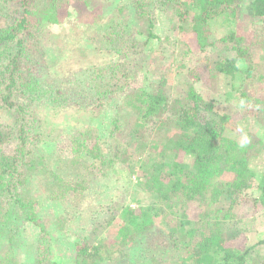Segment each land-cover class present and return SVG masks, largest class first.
<instances>
[{"label": "trees", "instance_id": "trees-1", "mask_svg": "<svg viewBox=\"0 0 264 264\" xmlns=\"http://www.w3.org/2000/svg\"><path fill=\"white\" fill-rule=\"evenodd\" d=\"M64 1L0 0V19L4 22L0 25V113L8 110L15 118L14 126L0 121V225L5 227L13 218L22 219L35 223L44 235L49 219L40 218L38 202L31 194L34 177L46 179L45 190L54 200L66 198L70 190L81 194L92 185L90 179L77 180L82 171L79 163H84V155L88 154L84 153L87 145L81 148L77 140L82 131L90 130L80 127L68 137L69 143L73 142L74 156L61 159L60 163V154L53 153L56 160L50 162L54 159L52 154L47 155L38 144L46 129L45 122L31 108L41 85L35 69L46 61L39 34L48 24L61 22ZM130 3L137 21L146 14L150 38L157 35L152 32L155 23L149 7L159 6L160 11H166L167 5L181 7L175 12L177 23L173 27L209 55L202 65L182 66L184 84L177 94L170 91L172 86L163 77H153L145 86L137 87L139 83L118 69L117 60L97 64L90 72L87 88L100 93L101 103L104 99H120L112 134L120 129L121 117L126 116L123 112H127L131 119L128 122L134 128L127 140L137 139L141 131L150 132L155 148L144 160V174L136 175L133 162L125 171L127 185L139 183L151 192L154 201L121 208H115L112 201L102 204L99 211L105 210L103 220L97 211L92 216L93 224L96 230L103 228L102 234L108 235L78 240L76 264H97L105 253L114 255L116 248L109 251V247L133 244L137 236L159 226L168 230L170 236L179 237L174 241L181 251L176 264H264V236L252 246L241 245L238 241L243 232L234 230L229 223L235 211L248 202L254 203V212L264 207V144L259 146L255 141L264 139V130L257 135L241 126L242 114L235 116L216 110L214 102L197 87L219 76L231 80L239 107L264 125V0H131ZM76 8L81 13L89 6L82 3ZM96 11L94 22H101L104 16L99 8ZM120 13L108 22L110 32L106 34H112L109 38L105 34L98 37L99 30L93 33L92 43L102 50L123 54L136 44L139 30L132 28ZM248 15L260 22L262 34L250 38L242 29ZM213 22L225 27V33L210 41ZM50 93L49 98L53 99ZM232 121L236 135L228 134ZM245 134L249 144L241 148L239 139ZM12 142L13 150L9 153L6 147ZM120 145L114 144V154L108 156L112 164L116 159L127 158ZM96 146L88 150L93 165L99 157L94 150L101 152L99 144ZM141 155L134 156V163ZM180 155L185 159L181 160ZM129 159L132 161L133 157ZM101 162L106 164L104 160ZM68 164L76 167L69 179L65 178L67 173H62ZM250 188L258 189L259 195H250ZM193 200H198L202 209L198 220L189 218L184 207ZM61 219L59 229L64 230L68 225L64 223L65 217ZM43 247L40 243L37 249ZM0 264L5 261L1 260Z\"/></svg>", "mask_w": 264, "mask_h": 264}, {"label": "rangeland", "instance_id": "rangeland-1", "mask_svg": "<svg viewBox=\"0 0 264 264\" xmlns=\"http://www.w3.org/2000/svg\"><path fill=\"white\" fill-rule=\"evenodd\" d=\"M130 2L131 0H65L63 4L66 8L64 6L61 22L48 24L40 31V43L46 61L35 69V75L41 85L37 101L31 108L37 110L38 116H41L45 122L46 129L43 130L38 144L40 143L41 149L47 155L52 154L51 157L53 153L60 154L61 163V159L67 160L76 154L73 142L70 144L68 137L75 131L78 132L80 127L89 129V132L82 131L79 141L77 140L81 148L87 145L84 153H88L84 155V163H79L82 171L78 173L77 180L85 182L90 179L92 185L81 194L70 190L66 198L54 200L48 197L45 190L46 179L34 177L31 182V194L38 202L40 218L49 219L47 234H42L40 227L35 223L22 219L13 218L7 221L5 227L0 225V261L4 260L5 264H51L53 262L76 264L75 245L78 240H82L85 236L88 240H95L108 235V233L102 234L103 228L96 230L93 224L92 216L97 211L103 220L105 210L99 211L102 204L112 201L115 208H121L127 204L148 205L154 201L151 192L139 183L133 186L127 185L125 171L126 166L133 162L137 168L136 175L144 174L146 167H144V160L149 158L155 148V145L151 143L150 132L141 131L137 139L127 140L134 128L128 122L131 119L127 116V112H123L126 116L121 117L120 129L112 134L113 117L118 115L120 99L106 101L104 99V103H101L100 93L87 88L90 72L97 64L117 60L118 69L139 83L137 87L145 86L146 82L153 77H163L168 86H172L170 91L177 94L181 88L180 85L184 84L185 74L182 66L193 68L202 65L209 54H207L208 51H200L198 45L192 44L191 39L180 35L173 27L175 21L177 23L174 17L175 12L181 7L167 5L166 11L158 10L159 6H156L157 9L149 7L155 23L152 32L157 35V38H150L147 37L149 29L146 14L142 16V20L137 21L136 16H133ZM82 3L87 4L89 8H83L82 10L85 11L79 13L76 6ZM98 8L104 18L101 22H94L96 16L94 12H97ZM119 11H121L119 15L124 17L132 28L140 32V35L136 33L135 47L131 46L128 53L126 51L123 54L102 50L97 43H92L93 33L96 30H99L98 37L105 34L109 38L112 35L106 34L110 32L108 22L111 23V19L116 18L115 14L118 15ZM1 21L0 19V25H3L4 22ZM243 23L242 29L248 37L262 34V25L252 16H245ZM211 27L210 41L217 40L225 33V27L218 22H213ZM256 28L258 30H254ZM101 46L106 48V45L101 44ZM147 71L150 73L147 74ZM233 86L231 80L219 76L211 83L203 81V85L197 87L203 95L214 102L216 110L228 111L231 115L242 114L244 119L240 120L241 126L257 135L261 134L264 125L253 115L245 114V110L239 107V100L233 93ZM230 92L232 94L228 96ZM49 93L53 99L49 98ZM233 119L235 120L234 117ZM14 120L13 114L8 110L0 113L1 122L14 126ZM235 122L238 124L236 120ZM233 125L232 121L228 126V134L236 135L237 130H234ZM259 139L260 141L256 139L255 141H258L261 146L264 144V139ZM96 144H99L101 152L94 150L93 153H97L99 157L93 165L90 162L93 160L88 150ZM114 144H121L120 148L127 157L125 161L116 159L114 164L110 163L108 156L114 154ZM13 145V142L7 145V152L10 153L13 150ZM64 154L66 158H62ZM137 154L138 156L142 154L141 159H136L134 163V156ZM130 157H133L132 161ZM53 158L50 162L56 160L55 157ZM180 158L185 159L183 155ZM103 160L106 164L101 162ZM74 169L76 167H72L71 164L66 165V168L62 170L63 174H68L65 178H71ZM102 173L105 175L103 176ZM137 180L136 177L135 181ZM248 192L250 195H259L256 188H250ZM76 194L81 198H78ZM184 207L189 218L199 219L202 209L198 200L190 201ZM254 209V203L248 202L236 210L235 217L229 220L234 230L237 228L243 232L238 241L241 245L247 243V246H252L264 236V207L256 212ZM180 210L182 211L183 207ZM175 211H178V207ZM62 217H65L64 223L68 225V228L64 230L59 229L60 223H63L62 219L60 221ZM226 227L230 226L226 224ZM169 237L171 240H168ZM178 238V236H170L168 230L159 226L156 230L137 236L133 244L127 243L123 246L118 243L109 247V251H112L111 248H116L114 255L108 256L105 253L98 259L97 264H176L181 258V251L174 242ZM40 243L44 247L38 250Z\"/></svg>", "mask_w": 264, "mask_h": 264}, {"label": "clouds", "instance_id": "clouds-1", "mask_svg": "<svg viewBox=\"0 0 264 264\" xmlns=\"http://www.w3.org/2000/svg\"><path fill=\"white\" fill-rule=\"evenodd\" d=\"M249 144V138L248 136L245 134V135H242L239 139V146L241 148H244L245 146H247Z\"/></svg>", "mask_w": 264, "mask_h": 264}]
</instances>
